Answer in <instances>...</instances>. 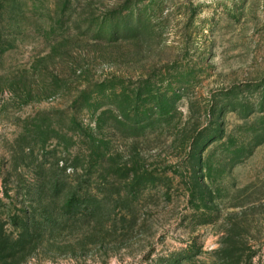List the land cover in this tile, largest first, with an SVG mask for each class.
<instances>
[{"label": "rangeland", "instance_id": "374dc122", "mask_svg": "<svg viewBox=\"0 0 264 264\" xmlns=\"http://www.w3.org/2000/svg\"><path fill=\"white\" fill-rule=\"evenodd\" d=\"M74 162L108 212L8 264H264V0H0L4 216Z\"/></svg>", "mask_w": 264, "mask_h": 264}, {"label": "trees", "instance_id": "16d2710c", "mask_svg": "<svg viewBox=\"0 0 264 264\" xmlns=\"http://www.w3.org/2000/svg\"><path fill=\"white\" fill-rule=\"evenodd\" d=\"M114 21V20H112ZM111 21V22H112ZM132 29L125 28L124 32L129 33ZM109 32V39L119 37L121 30L116 26H110L106 29ZM87 97L86 102L89 104L96 101L97 98ZM90 106V105H89ZM96 118L93 120L95 126L90 128L83 124L77 123L76 119L72 118L73 138L82 141V137L86 138L90 143V149L95 154L96 159L105 154V143L100 136L95 135L98 128H101L103 113L94 114ZM98 160H96L97 162ZM58 165L49 164L45 168L40 164V174L34 179L35 184L27 192V205L18 213L8 214L10 211L9 202L5 203L0 198V256L7 259V263L24 253V248L35 241L44 239L48 233H52L60 229V226L68 221H98V217H104L108 212L103 205L104 199L98 192L93 191L92 181L88 169L83 165L71 163L64 165L63 170L58 168ZM67 169H70L66 172ZM135 175V173H134ZM136 179L133 180L135 182ZM154 183L155 179L142 180ZM138 183V182H136ZM3 197L11 201V196L6 188L3 190ZM58 201L60 206L52 207L44 205V201ZM102 203L100 212L97 210ZM97 211V212H96ZM10 225L18 233H13L7 229ZM57 228V229H55ZM234 258V259H233ZM223 264H253V256H227ZM6 261V260H4Z\"/></svg>", "mask_w": 264, "mask_h": 264}]
</instances>
